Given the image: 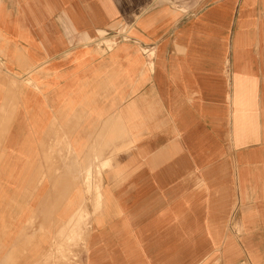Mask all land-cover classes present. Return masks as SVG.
Listing matches in <instances>:
<instances>
[{"label": "crops", "instance_id": "0c3cea01", "mask_svg": "<svg viewBox=\"0 0 264 264\" xmlns=\"http://www.w3.org/2000/svg\"><path fill=\"white\" fill-rule=\"evenodd\" d=\"M0 264H264V0H0Z\"/></svg>", "mask_w": 264, "mask_h": 264}, {"label": "rangeland", "instance_id": "374dc122", "mask_svg": "<svg viewBox=\"0 0 264 264\" xmlns=\"http://www.w3.org/2000/svg\"><path fill=\"white\" fill-rule=\"evenodd\" d=\"M187 1H192V0H187ZM135 11V13L137 12V11H141V10H134ZM121 29V28H120ZM122 32V29H121V31H120V33ZM106 34V33H105ZM104 35V34H103ZM102 44H103V47H106V48H112L113 46H114V44H115V41L113 40V38L111 39V38H108V39H103L102 40ZM101 203V202H100ZM84 215H86V219L88 218V212L86 211V213L85 214H82V217H80L81 219H83V216ZM72 240H73V238H72V234H71V237H70V241L72 242ZM71 244V243H70ZM72 245V244H71Z\"/></svg>", "mask_w": 264, "mask_h": 264}, {"label": "bare ground", "instance_id": "6f19581e", "mask_svg": "<svg viewBox=\"0 0 264 264\" xmlns=\"http://www.w3.org/2000/svg\"><path fill=\"white\" fill-rule=\"evenodd\" d=\"M85 63V62H84ZM107 87V86H106ZM104 91V90H103ZM103 93V92H102ZM82 194V193H81ZM80 196H82V195H80ZM79 198V201H80V197H78ZM74 202V201H73ZM71 203V202H70ZM75 203V202H74ZM81 204V203H80ZM78 206H79V204H78ZM82 206V205H81ZM85 208V207H84ZM83 208V209H84ZM75 210V209H74ZM72 216V215H71ZM73 217V216H72ZM78 218H80V217H82V214H80L79 216H77ZM75 218V217H74ZM69 219V218H68ZM70 220V219H69ZM78 220V219H77ZM66 221V220H65ZM68 221V220H67ZM72 221V220H71ZM70 222V221H69ZM71 223V222H70ZM74 223V222H73ZM75 224V223H74ZM71 225V224H70ZM76 225H78V223L76 224ZM73 227V226H72Z\"/></svg>", "mask_w": 264, "mask_h": 264}]
</instances>
